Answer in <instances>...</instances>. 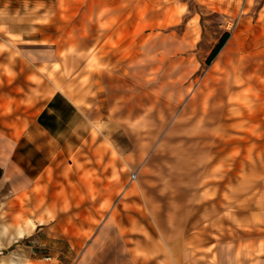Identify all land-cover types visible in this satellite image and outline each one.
Segmentation results:
<instances>
[{"label":"rangeland","instance_id":"374dc122","mask_svg":"<svg viewBox=\"0 0 264 264\" xmlns=\"http://www.w3.org/2000/svg\"><path fill=\"white\" fill-rule=\"evenodd\" d=\"M1 75L20 99L5 97L6 129L62 92L116 131L84 130L30 189L0 185V264H135L147 205L195 200L186 229L211 218L214 235L262 216L264 0H0Z\"/></svg>","mask_w":264,"mask_h":264},{"label":"crops","instance_id":"0c3cea01","mask_svg":"<svg viewBox=\"0 0 264 264\" xmlns=\"http://www.w3.org/2000/svg\"><path fill=\"white\" fill-rule=\"evenodd\" d=\"M4 82V76L1 75L0 185H9L14 192L30 189L37 178H45L47 170L54 168L55 157L58 154L67 155L69 147L79 146L84 142L91 143L80 136L84 130L90 132L92 128L103 135V139L109 144L114 143L112 137L116 131V120L112 117L111 110L107 111L102 120L94 119L62 92L38 98L31 97L30 105L39 107L31 117L26 118V125L21 118L13 120L6 129L3 118L5 97L16 101L17 105H20V99L13 95L15 85L7 86ZM48 90L50 91V87ZM99 145L98 139L96 146ZM126 155L124 154V162H128ZM95 167L100 176L99 167L97 165ZM107 177L109 179V172ZM95 188L93 192H102L98 183ZM187 205L188 207L182 206V209L172 205L171 212L162 213V216H158L153 206H146L145 211L147 218L152 220L151 225L159 227L162 221L167 219L166 223L172 229L167 232L156 228V232H153L152 228L149 229L151 225L148 222L149 228L146 229L148 240L145 237L139 238L133 241L130 247L135 264H264V208L262 216L261 212H258L255 222L249 223L245 228L237 227L236 222L239 218L236 214L235 222L221 220L223 228L214 235L212 229L207 228L212 226L211 218L205 223L196 221L193 223L194 226L186 229L191 223L195 200ZM113 219L116 220V216ZM124 220L125 223L118 220L117 224L126 228L127 235L132 234L131 230L127 229L131 222L127 224L126 217Z\"/></svg>","mask_w":264,"mask_h":264},{"label":"trees","instance_id":"16d2710c","mask_svg":"<svg viewBox=\"0 0 264 264\" xmlns=\"http://www.w3.org/2000/svg\"><path fill=\"white\" fill-rule=\"evenodd\" d=\"M229 38V34L225 33L222 38L219 40L218 44L215 46V48L212 50L210 57L207 60V64H210V62L218 55V53L223 49L225 46L227 40ZM2 178V169L0 168V180Z\"/></svg>","mask_w":264,"mask_h":264}]
</instances>
